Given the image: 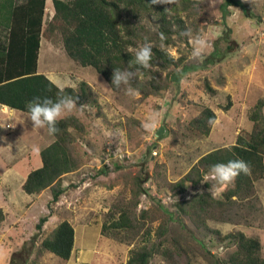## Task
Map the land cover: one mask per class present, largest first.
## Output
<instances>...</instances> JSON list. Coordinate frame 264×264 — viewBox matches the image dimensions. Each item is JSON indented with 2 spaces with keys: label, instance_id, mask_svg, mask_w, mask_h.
Instances as JSON below:
<instances>
[{
  "label": "rangeland",
  "instance_id": "obj_1",
  "mask_svg": "<svg viewBox=\"0 0 264 264\" xmlns=\"http://www.w3.org/2000/svg\"><path fill=\"white\" fill-rule=\"evenodd\" d=\"M190 1L196 21L191 18L197 25L191 35L202 37L212 47L203 60L192 57L188 37L186 43L177 42L168 49L175 59H182L183 66L178 68V80L157 96L132 98L125 92L113 93L90 68L70 61L60 45L41 41L37 70L59 88L87 82L99 108L87 105L73 112L85 125V133H76L84 160L77 172L62 179L63 193L56 202L48 189L39 195H27L21 189L29 171L40 167L38 154L53 137L47 129H33L26 113L13 110L5 116L4 126L10 128L3 127L0 133V208L5 214L0 224V264H126L129 251L142 245L158 248L148 264H226L233 248L219 243L211 231L225 235L238 230L261 240L264 257V178L254 183L252 200L244 202L247 217L237 213L227 223L208 221L209 230L194 228L175 207L203 187L187 186L182 196L166 188L201 156L233 145L238 134L249 131L247 112L264 98V0H239L259 16L255 20L244 18L236 7L223 10L224 0ZM47 3L46 22L53 16L51 1ZM182 76L187 79L184 86ZM205 81L215 90L214 96L205 92ZM204 108L215 113L217 123L208 137L200 138L189 131L188 122ZM152 113L159 114L158 123L166 130L156 133L157 137L142 128ZM118 147L125 151L121 159L113 152ZM138 173L144 179L142 189L147 190L136 208L135 218L142 229L117 237L101 235L109 207L131 200V178ZM210 179L204 182L210 183L209 191L219 198L223 190L217 192L216 182ZM64 220L74 229L68 261L40 251L41 241ZM162 222L167 230L158 239L156 230ZM163 249L172 258L163 255Z\"/></svg>",
  "mask_w": 264,
  "mask_h": 264
},
{
  "label": "trees",
  "instance_id": "obj_2",
  "mask_svg": "<svg viewBox=\"0 0 264 264\" xmlns=\"http://www.w3.org/2000/svg\"><path fill=\"white\" fill-rule=\"evenodd\" d=\"M47 1L0 0V27L7 30L6 42L0 48L1 106L28 114L27 104L34 97L56 100L58 96L67 95L77 98V106L99 108L93 89L87 82H79L76 88H59L46 75L38 72L42 40L60 45L70 61L81 68H90L113 93L125 92V86L117 88L112 85L113 72L117 69L135 73L131 86L138 88L141 97L145 98L167 91L178 80V68L183 66V61L171 56L168 49L174 48L177 42L186 43V31L191 34L197 31V25L191 18L196 21L190 0H181L179 5L173 6L152 5L151 0H50L53 16L46 22ZM228 6L239 8L244 18H259L247 3L224 0L222 9L226 10ZM166 9L170 11L166 12ZM161 32L166 37L163 41L160 39ZM146 42L153 45L154 67L151 70L135 63L134 50ZM204 89L210 96L215 95V90L207 81ZM263 109L264 98H261L247 112V120L251 123L249 131L238 134L233 145L201 156L179 180L166 185L177 196L185 195L189 189L187 186L195 190L203 187L202 192L194 193L188 200L175 205L179 215L187 218L194 228L209 230L208 221L223 224L231 221L230 216L245 214L244 202L252 200L254 183L264 178ZM210 118L216 120L215 113L204 108L188 122L189 131L200 138L208 137L212 127L208 123ZM58 128L60 131L52 136V143L38 154L40 167L30 170L21 185L27 195H39L50 190L53 202L63 193L62 179L77 172L84 160L82 151L77 147L76 133H85V125L71 114L58 123ZM231 160L247 162L251 174L239 175L219 198L215 197L209 191L210 183L204 180L207 176L211 178L212 165ZM115 168H119L117 164ZM141 174H134L131 178V200L128 203L115 202L109 207L101 235L117 237L136 228L142 229L135 218L140 196L147 193L146 189H142L144 179ZM4 219L5 214L0 208V224ZM37 228L40 229V226L37 225ZM166 228V222L157 228L158 239L165 235ZM211 232L219 243L227 242L233 248L226 257V264H264L263 245L258 237H249L240 230L225 235ZM73 246L74 229L64 220L41 241L40 251L68 261ZM157 252L158 248L147 245L134 248L129 251L126 264H148ZM161 252L172 258V254L166 253L165 249Z\"/></svg>",
  "mask_w": 264,
  "mask_h": 264
},
{
  "label": "clouds",
  "instance_id": "obj_3",
  "mask_svg": "<svg viewBox=\"0 0 264 264\" xmlns=\"http://www.w3.org/2000/svg\"><path fill=\"white\" fill-rule=\"evenodd\" d=\"M180 0H151L152 5H179ZM170 11L166 9V12ZM238 11V10H237ZM52 18V17H51ZM188 37V42L192 46V57L196 60H203L207 49L212 45L205 41L200 36L193 37L190 31L184 33ZM160 39L163 41L166 39L164 34L160 33ZM135 63L141 68L146 70L153 69V45L150 42H146L136 48L135 50ZM135 76V73L128 70H114L112 76V85L119 88L121 85L125 86L126 95L132 98H139L141 92L138 88L131 86V82ZM181 86L187 84L186 77H181ZM5 107V106H4ZM82 106L77 108V98L72 96H58L56 100L49 97H34L27 104L28 116L33 124V129H47V133L50 136H55L60 129L58 123L66 117L73 114L74 111H83ZM9 109V108H8ZM11 110V109H10ZM158 113H152L142 123V128L149 134L156 136L157 130L161 128L158 123ZM208 123L214 125L217 123L215 119L210 118ZM34 151L38 152L39 148L34 147ZM250 175L251 167L244 160H231L227 163H217L210 168V177L216 182V191L220 192L226 189L229 185L233 184L236 178L241 175ZM208 177H206L207 179Z\"/></svg>",
  "mask_w": 264,
  "mask_h": 264
},
{
  "label": "crops",
  "instance_id": "obj_4",
  "mask_svg": "<svg viewBox=\"0 0 264 264\" xmlns=\"http://www.w3.org/2000/svg\"><path fill=\"white\" fill-rule=\"evenodd\" d=\"M9 1V0H8ZM48 4V3H47ZM48 8H50L51 9V7H48ZM6 37H7V30H6V28H4V27H0V48L3 46V44L6 42ZM38 72H39V70H38ZM40 73V72H39ZM44 75H45V73H43ZM13 110H10V109H8L7 107H4V106H1L0 105V133H2V132H4L5 130L3 129V127L5 128V129H7L6 128V126H4V121H5V116L6 115H10V114H13ZM3 122V123H2ZM52 143V140H50V139H48V142L46 143V147L48 146V145H50Z\"/></svg>",
  "mask_w": 264,
  "mask_h": 264
},
{
  "label": "built area",
  "instance_id": "obj_5",
  "mask_svg": "<svg viewBox=\"0 0 264 264\" xmlns=\"http://www.w3.org/2000/svg\"><path fill=\"white\" fill-rule=\"evenodd\" d=\"M50 17H52V16H50ZM6 128H10L9 127V125H7V127ZM115 154H116V156L118 157V158H123V155H124V153H125V151L122 149V148H120V147H118L117 149H115V151H113Z\"/></svg>",
  "mask_w": 264,
  "mask_h": 264
},
{
  "label": "water",
  "instance_id": "obj_6",
  "mask_svg": "<svg viewBox=\"0 0 264 264\" xmlns=\"http://www.w3.org/2000/svg\"><path fill=\"white\" fill-rule=\"evenodd\" d=\"M164 131H165L164 127L161 126V128L158 129V131H157V135L164 133Z\"/></svg>",
  "mask_w": 264,
  "mask_h": 264
}]
</instances>
